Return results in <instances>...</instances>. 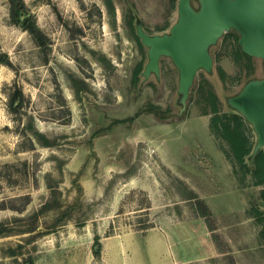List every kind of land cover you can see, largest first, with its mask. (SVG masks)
I'll use <instances>...</instances> for the list:
<instances>
[{"label": "rangeland", "instance_id": "rangeland-1", "mask_svg": "<svg viewBox=\"0 0 264 264\" xmlns=\"http://www.w3.org/2000/svg\"><path fill=\"white\" fill-rule=\"evenodd\" d=\"M22 2L23 26L0 0V264H264L262 147L229 102L264 78V60L230 29L182 100L169 57L144 74L137 36L168 35L179 0Z\"/></svg>", "mask_w": 264, "mask_h": 264}, {"label": "water", "instance_id": "water-1", "mask_svg": "<svg viewBox=\"0 0 264 264\" xmlns=\"http://www.w3.org/2000/svg\"><path fill=\"white\" fill-rule=\"evenodd\" d=\"M198 1L200 9L195 11L189 0H179L178 19L168 35L150 37L137 30L142 44L149 47L144 74L157 73L159 58L169 57L179 69L182 100L187 96L194 73L198 69L210 70L209 46L230 29L239 33L238 44L245 54L264 60V0ZM27 20V16L20 17V25ZM229 102L253 125L264 153V78L249 82Z\"/></svg>", "mask_w": 264, "mask_h": 264}, {"label": "trees", "instance_id": "trees-1", "mask_svg": "<svg viewBox=\"0 0 264 264\" xmlns=\"http://www.w3.org/2000/svg\"><path fill=\"white\" fill-rule=\"evenodd\" d=\"M10 3V13H11V18L13 23H20V17L22 16L21 14L24 12L25 10V6L22 2V0H9ZM24 29L27 30L32 36L33 38L40 44L43 45V36L40 34V32L38 31V29L36 28L35 24L31 21H29L25 26ZM1 59V57H0ZM1 63H5L4 60H0V64ZM219 74L221 75V78L224 77V73L222 70H218ZM210 98L212 100V107L214 110H216L215 104L213 103L214 100V96L212 94H210ZM15 99H20V95L17 94L15 97H13V102H12V106L14 104V102L16 101ZM215 115L213 117V123H216L218 121V116H217V112L214 111ZM225 132L227 133V135L232 136L234 143V147L237 148L238 150V154H237V159L239 161L240 164H242V160L243 157L246 156L248 154L247 150H243L240 151V140H239V135L237 133L233 134L232 132H230L228 129H225ZM255 165H256V173H255V179L257 180V183L259 185H264V153L262 150L258 151L256 156H255ZM192 200H194L196 202V204H194L195 207V212L196 215L200 218H203L205 221H207L208 219H210L212 217V214L210 212V210L207 208V206L205 205V203L199 199L197 196H193L192 198H190ZM55 210V208H46L43 207L41 210ZM48 210V211H49ZM258 222L262 223L263 226V232H264V218L263 215L258 214ZM147 229L144 228L143 231ZM94 247H93V255L95 257L99 256V248L100 245L98 244V238L95 236L94 237Z\"/></svg>", "mask_w": 264, "mask_h": 264}, {"label": "crops", "instance_id": "crops-1", "mask_svg": "<svg viewBox=\"0 0 264 264\" xmlns=\"http://www.w3.org/2000/svg\"><path fill=\"white\" fill-rule=\"evenodd\" d=\"M163 233L165 234L164 236L166 237V239L168 240L169 243L170 242L175 243L174 236H171L172 231L168 232V231L164 230Z\"/></svg>", "mask_w": 264, "mask_h": 264}]
</instances>
